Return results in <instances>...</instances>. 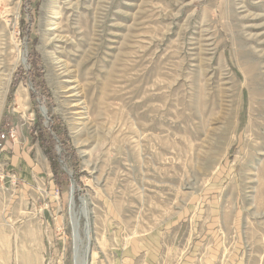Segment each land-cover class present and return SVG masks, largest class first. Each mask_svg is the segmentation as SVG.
<instances>
[{"label": "rangeland", "instance_id": "1", "mask_svg": "<svg viewBox=\"0 0 264 264\" xmlns=\"http://www.w3.org/2000/svg\"><path fill=\"white\" fill-rule=\"evenodd\" d=\"M85 236L90 264H264V0H0V264Z\"/></svg>", "mask_w": 264, "mask_h": 264}, {"label": "trees", "instance_id": "2", "mask_svg": "<svg viewBox=\"0 0 264 264\" xmlns=\"http://www.w3.org/2000/svg\"><path fill=\"white\" fill-rule=\"evenodd\" d=\"M8 126H9V122L7 120L4 121V123L2 124V129L4 128V132L1 134V138L5 139L6 138V133L8 132ZM56 129V128H55ZM61 128H57L56 130H54V132L57 134L56 136H58V138L62 139L63 138V130H60ZM43 133H46L45 136H43ZM61 136V137H59ZM43 137L41 138V145L42 148L44 149L51 165L54 171V174L56 176L57 182L60 183V181H65L67 180V173L62 169L61 164H60V157L58 155V153L56 152L55 146H56V141L54 140V138L52 137V134L49 131H43L41 132V136ZM62 143V142H61ZM65 147V149L68 148V144H66L65 146L63 145V148ZM66 149V150H67ZM65 152V150H64Z\"/></svg>", "mask_w": 264, "mask_h": 264}, {"label": "bare ground", "instance_id": "3", "mask_svg": "<svg viewBox=\"0 0 264 264\" xmlns=\"http://www.w3.org/2000/svg\"><path fill=\"white\" fill-rule=\"evenodd\" d=\"M56 15V14H55ZM59 28V27H58ZM58 28H53V29H51L52 31H57L58 30ZM58 32V31H57ZM63 41V38H61V37H56L55 39H54V42H56V43H59V42H62ZM61 71H62V74L61 75H63V77L65 78L66 76H68V71H67V69H66V67H61ZM67 78V77H66ZM67 82V81H66ZM67 91H69V93H73V92H75L76 91V88H70L69 90H67ZM70 95H72L71 97H76V94H70ZM75 107H78V105H76ZM71 200H72V196H71ZM72 205V204H71ZM85 206V205H84ZM86 209V208H85ZM83 211V210H82ZM83 213H85L84 211H83ZM88 214V213H87ZM81 215V214H80ZM84 218H87L86 216L84 217ZM88 219V218H87ZM74 225H76V224H74ZM86 234V233H85ZM86 237V236H85ZM89 245H90V238H89V236L88 237H86V253L84 254L85 255V259L83 260V259H81L82 260V262L81 263H79V264H90V262H89V259H90V251H89ZM77 248V247H76ZM78 252V251H77ZM83 254V253H82ZM81 257V256H80ZM75 258V257H74ZM78 262V261H77ZM74 264V263H73Z\"/></svg>", "mask_w": 264, "mask_h": 264}, {"label": "crops", "instance_id": "4", "mask_svg": "<svg viewBox=\"0 0 264 264\" xmlns=\"http://www.w3.org/2000/svg\"><path fill=\"white\" fill-rule=\"evenodd\" d=\"M19 156L23 160V162H25L26 165H28L29 167L31 166V164L27 161V158H26L27 152L26 151L20 152ZM126 263H128V264L129 263H131V264H201L200 262H126ZM204 264H216V263L215 262H204Z\"/></svg>", "mask_w": 264, "mask_h": 264}, {"label": "water", "instance_id": "5", "mask_svg": "<svg viewBox=\"0 0 264 264\" xmlns=\"http://www.w3.org/2000/svg\"><path fill=\"white\" fill-rule=\"evenodd\" d=\"M74 191L72 190V197H73Z\"/></svg>", "mask_w": 264, "mask_h": 264}]
</instances>
